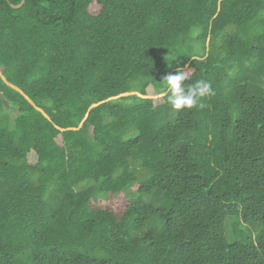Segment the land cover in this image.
I'll use <instances>...</instances> for the list:
<instances>
[{"label": "trees", "instance_id": "1", "mask_svg": "<svg viewBox=\"0 0 264 264\" xmlns=\"http://www.w3.org/2000/svg\"><path fill=\"white\" fill-rule=\"evenodd\" d=\"M21 2L0 0V264H264V0ZM178 68L214 95L174 109Z\"/></svg>", "mask_w": 264, "mask_h": 264}, {"label": "clouds", "instance_id": "2", "mask_svg": "<svg viewBox=\"0 0 264 264\" xmlns=\"http://www.w3.org/2000/svg\"><path fill=\"white\" fill-rule=\"evenodd\" d=\"M188 73L189 70L178 68L175 74H167L163 78L168 102L176 110L191 109L197 106L201 98L214 95L211 84L203 79L197 80L193 84L184 83L190 79ZM199 106L203 107L204 105L200 104Z\"/></svg>", "mask_w": 264, "mask_h": 264}, {"label": "rangeland", "instance_id": "3", "mask_svg": "<svg viewBox=\"0 0 264 264\" xmlns=\"http://www.w3.org/2000/svg\"><path fill=\"white\" fill-rule=\"evenodd\" d=\"M150 92H152L151 88H150ZM150 94H152V93H150ZM152 96L156 97V95H153V94H152ZM231 219L232 218L227 219L229 221V223H231ZM226 223L228 224V222L225 220V224ZM236 224L238 225V231L235 232L234 239L246 240L247 237H251L252 232H253V228L251 226H249L248 228H246V227L242 228L238 223H236ZM226 233H228V231H226Z\"/></svg>", "mask_w": 264, "mask_h": 264}, {"label": "water", "instance_id": "4", "mask_svg": "<svg viewBox=\"0 0 264 264\" xmlns=\"http://www.w3.org/2000/svg\"><path fill=\"white\" fill-rule=\"evenodd\" d=\"M23 2H24V0H22V2H21L20 4H18V5H16V6H17V7H18V6H21Z\"/></svg>", "mask_w": 264, "mask_h": 264}]
</instances>
